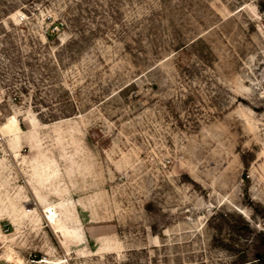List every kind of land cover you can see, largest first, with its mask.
I'll return each instance as SVG.
<instances>
[{"label":"rangeland","instance_id":"1","mask_svg":"<svg viewBox=\"0 0 264 264\" xmlns=\"http://www.w3.org/2000/svg\"><path fill=\"white\" fill-rule=\"evenodd\" d=\"M0 264H264V0H0Z\"/></svg>","mask_w":264,"mask_h":264},{"label":"bare ground","instance_id":"2","mask_svg":"<svg viewBox=\"0 0 264 264\" xmlns=\"http://www.w3.org/2000/svg\"><path fill=\"white\" fill-rule=\"evenodd\" d=\"M47 218L54 226L57 227L59 225L57 221L56 211L54 209L47 208Z\"/></svg>","mask_w":264,"mask_h":264}]
</instances>
